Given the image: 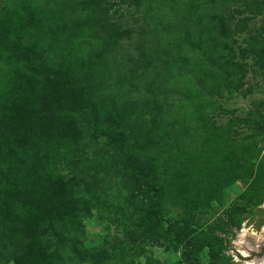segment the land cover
Instances as JSON below:
<instances>
[{"label":"trees","instance_id":"trees-1","mask_svg":"<svg viewBox=\"0 0 264 264\" xmlns=\"http://www.w3.org/2000/svg\"><path fill=\"white\" fill-rule=\"evenodd\" d=\"M257 15L264 0H0V264L107 259L106 245L86 242L85 224L112 205L109 160L89 150L102 136L125 142L121 159L134 171L123 186L137 196L128 217L140 240L179 247L196 233L194 256L205 245L230 248L225 236L162 220L172 189L186 210L231 180L264 190V154L255 176L249 157L261 155L264 126L236 138L228 125L225 156L243 162L236 170L222 164L207 126L228 111L219 100L244 85L253 52L264 76V25L256 50L239 44ZM128 237L111 242L113 264L129 259Z\"/></svg>","mask_w":264,"mask_h":264},{"label":"rangeland","instance_id":"rangeland-1","mask_svg":"<svg viewBox=\"0 0 264 264\" xmlns=\"http://www.w3.org/2000/svg\"><path fill=\"white\" fill-rule=\"evenodd\" d=\"M263 25L264 15L255 16L250 22L249 30L240 35L239 44L245 47L251 46V43L252 48L256 50L258 48L257 34L262 32ZM245 60L248 72L244 85L239 89L224 92V96L219 102L228 111L212 113L207 123L211 129V132L208 131L209 134L212 135V132L214 134V131H217V135H213L212 139L217 145L220 143L222 164L225 165V159H228L226 162L231 170H236V165L242 166L243 162L236 163V156L232 154L229 156L228 153V156H225V151L228 152V148L225 146L228 125L236 126V138L237 135L245 137L252 132L257 133V127L264 126V76L259 68V57L253 52ZM84 116L81 124L91 135L94 130V123L89 116ZM234 117H236V125L234 122L231 123V118ZM231 134H235L233 130H231ZM259 139L257 150L261 151V155L255 158L249 156L255 162L254 176L258 170L257 163L264 154V137H259ZM122 143L125 142H113L102 136L93 140L89 149L99 159L105 157L109 160V168L111 169L108 176L114 183L112 189L109 188L111 193L108 197L109 203L112 205L108 208H101L100 211L95 209L94 215L85 223L87 229L86 242L91 246L100 244L107 246L105 250H101V256H106L107 259L100 264H113L109 259L111 253H115L111 242L118 241L120 243L122 242L120 239L127 235L129 237L125 241L134 240V247L129 248V259L123 261V264H147L148 262L149 264H264V249H261L264 246V200L263 202L259 201L264 198V190L259 192L253 182L251 183L252 178L249 180H231L221 187L215 196H211L209 192L214 186L213 183L204 179V185L206 183L209 186L212 185L208 188L209 190L205 186V197L202 199L204 206L186 210L185 206L181 205L179 194L176 193L175 189H172L171 199L165 204L163 216L166 220H162L165 226H169L171 221H174L172 225H177L175 228L185 226L186 229L192 231H201L203 236H213V234L216 237L225 236L231 244L226 251L223 249L215 250L205 245L194 256L192 251L197 250V245L200 244L197 243L199 240H192L196 233L186 236L187 239L179 247H175L171 243L172 241L165 240L163 237L158 240L147 238L140 240L143 238L142 231L135 232L133 226L135 221L128 217L137 201V196L123 186V184L126 186V179L129 173L134 171V167L129 161L121 159L125 153ZM232 156L235 157V160L230 161ZM149 162L147 172L152 171L151 166L153 164ZM64 171L68 172L69 169L66 168ZM259 173L264 176V169ZM173 186L177 188V186ZM118 188L122 189L118 190ZM240 216L243 219L241 222L239 221ZM128 222L131 224L130 232L132 235L126 231V226H124ZM82 264H91V262H83Z\"/></svg>","mask_w":264,"mask_h":264},{"label":"flooded vegetation","instance_id":"flooded-vegetation-1","mask_svg":"<svg viewBox=\"0 0 264 264\" xmlns=\"http://www.w3.org/2000/svg\"><path fill=\"white\" fill-rule=\"evenodd\" d=\"M261 249H264V246H263V247H261Z\"/></svg>","mask_w":264,"mask_h":264},{"label":"water","instance_id":"water-1","mask_svg":"<svg viewBox=\"0 0 264 264\" xmlns=\"http://www.w3.org/2000/svg\"><path fill=\"white\" fill-rule=\"evenodd\" d=\"M262 243H263V242H262ZM262 243H261V244H262Z\"/></svg>","mask_w":264,"mask_h":264}]
</instances>
